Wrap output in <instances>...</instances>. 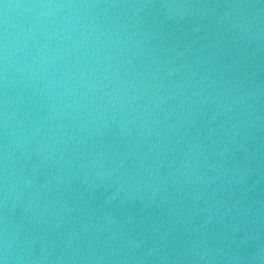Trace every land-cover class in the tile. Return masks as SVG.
Listing matches in <instances>:
<instances>
[{
	"label": "water",
	"instance_id": "water-1",
	"mask_svg": "<svg viewBox=\"0 0 264 264\" xmlns=\"http://www.w3.org/2000/svg\"><path fill=\"white\" fill-rule=\"evenodd\" d=\"M0 264H264V0H0Z\"/></svg>",
	"mask_w": 264,
	"mask_h": 264
}]
</instances>
